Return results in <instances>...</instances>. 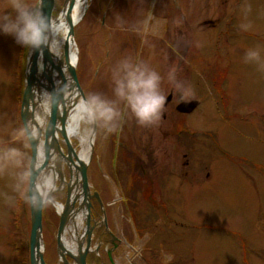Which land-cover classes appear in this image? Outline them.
Returning <instances> with one entry per match:
<instances>
[{"label": "rangeland", "instance_id": "374dc122", "mask_svg": "<svg viewBox=\"0 0 264 264\" xmlns=\"http://www.w3.org/2000/svg\"><path fill=\"white\" fill-rule=\"evenodd\" d=\"M56 3L54 18L64 0ZM5 15L15 18L10 0H0ZM149 17L147 36L133 31ZM208 18L218 20L208 24ZM75 43L86 98L116 100L113 69L125 59L152 66L161 92L167 85L175 92L167 121L161 115L157 124L141 126L118 103L115 130L97 125L88 177L103 205L90 199V223H99L89 264H264V0H88ZM160 43L169 51H159ZM26 49L0 32V147L19 148L30 162V144L12 140L24 127ZM250 50L259 51V63L246 61ZM177 83L190 90L187 98ZM190 98L200 101L194 112L175 109ZM85 129L92 132L93 124ZM12 172L0 174V264H25L26 252L30 264L31 206L13 192ZM57 192L53 198L64 202ZM6 195L14 199L6 202ZM59 219L55 204L45 205L46 264H65ZM83 227L84 218L77 231Z\"/></svg>", "mask_w": 264, "mask_h": 264}, {"label": "water", "instance_id": "95a60500", "mask_svg": "<svg viewBox=\"0 0 264 264\" xmlns=\"http://www.w3.org/2000/svg\"><path fill=\"white\" fill-rule=\"evenodd\" d=\"M75 1L64 0L62 7L61 12L66 14L69 29L61 57L56 58L49 47H43L39 50L30 48L22 99L21 120L24 127L31 125L38 132V138L30 143L32 152L30 163L35 164L37 160L39 161V164L36 165L37 171H44L47 174L51 169L56 174L55 178L60 179L59 189H61L66 183L61 161L64 159L70 167L71 180L68 183L64 207L60 211V222L57 231L58 252L65 264H73L69 257L74 259L75 264H89L87 257L92 251L91 235L94 228L90 223L92 206L90 199L96 198L101 205H103V202L97 191L91 192L88 162L80 160L77 156L75 147L67 135L66 128L69 114L76 102L72 100L73 96L81 97L83 100L86 99L78 79L76 65L70 60L71 45L76 44L75 25L77 23L72 18ZM39 5L44 15L53 19V14L57 9L56 0H40ZM44 98L46 99L45 103ZM198 105L199 100L192 99L180 102L177 109L182 113H190ZM40 109L49 112V123L45 129L35 117ZM96 127L97 124H93L92 136L96 131ZM58 132L62 134L67 145V153L63 151L57 138ZM55 153H57V157H55ZM40 157L42 158L41 161ZM50 159L53 161L52 165L49 164ZM54 192L50 193L48 199L55 204ZM30 206V264H46L43 252V211L45 205L37 207L30 204ZM81 210L84 212L87 228L82 236L84 238L78 239L77 252L74 253L65 246V230L71 219H75ZM105 225L107 226L106 221Z\"/></svg>", "mask_w": 264, "mask_h": 264}, {"label": "clouds", "instance_id": "9594fccd", "mask_svg": "<svg viewBox=\"0 0 264 264\" xmlns=\"http://www.w3.org/2000/svg\"><path fill=\"white\" fill-rule=\"evenodd\" d=\"M86 0H77L76 14ZM10 7L16 13L15 18L9 15L0 17V32L12 36L16 43L39 50L58 45L66 32L63 20H53L45 16L39 4L29 5L26 0H10ZM250 10V7H249ZM151 17L133 25V31L147 36L150 31ZM250 24L242 25L247 30ZM246 61L260 62L259 51L250 50ZM264 68V64H261ZM171 78V76H170ZM161 76L146 64L134 63L131 59L121 61L113 69L114 93L116 100H108L99 94H90L82 100L75 110L78 120L97 124L114 131L116 122L121 118L117 104L123 103L141 126L149 127L159 122L164 110L165 96L160 90ZM176 88L187 98L191 92L180 83ZM38 138L36 128L31 125L22 127L12 134L13 142H21L25 148ZM35 164L26 162L25 153L19 148L0 147V174L13 170L14 184L12 190L25 202L33 206L47 205L50 193L56 190L54 178L44 171H37ZM14 198L5 196L6 202ZM57 209L62 205L55 204Z\"/></svg>", "mask_w": 264, "mask_h": 264}, {"label": "bare ground", "instance_id": "6f19581e", "mask_svg": "<svg viewBox=\"0 0 264 264\" xmlns=\"http://www.w3.org/2000/svg\"><path fill=\"white\" fill-rule=\"evenodd\" d=\"M87 2H88V0H86V3L81 7L80 12H79V16H77V14H76L77 0L75 1V5H74L73 11H72V18H73V21H75L76 23L79 22V19L82 16V14L86 8ZM53 20H63L64 23L66 24V32H65L64 37L60 40L58 45H55L51 48V51L55 54V57L60 58L62 53H63V49H64V45H65V41H66V36L68 33V29H69V23L67 21L65 12H61ZM70 60L75 65L77 64L78 52H77L75 45H71ZM72 100H75L76 102L73 105V108L69 114L68 121L66 124L67 135H68L69 139L71 140V142L73 143L75 150H76V154L79 157V159L82 161L88 162L90 159V156H91V147H92V143H93V136H92L91 130L89 132H87L85 127L91 126L92 123H88L86 121L78 120L77 116L75 115V110L83 99L81 97L77 98V96H73ZM185 101H190V100H185ZM45 102H46V99L44 98V103ZM46 106H48V104H46ZM48 123H49V112H46V110L43 109V114L41 116L39 124H41V126L45 129L47 127ZM57 138L61 141H64V138L60 132H58ZM41 160H42V158L40 157V161ZM47 174H51L52 177L54 178V182H56V178H55L56 174L51 169L49 172H47ZM55 185H56V183H55ZM56 203H59L60 205H62L61 208L57 209L58 211H61L62 208L64 207V202L60 201V200H55V204ZM82 214H83V217H82V215H80V217L77 216L73 221H71L67 225L66 230H65V233H68V235L65 236V238H64L65 246L69 250H72L74 253L77 252V241H78V239L80 238V240H81L84 238V237L82 238V236L85 232V228L83 227L82 229L77 231L78 225L81 224V222L84 218V212ZM91 249H92V247H91ZM92 251H93V249H92Z\"/></svg>", "mask_w": 264, "mask_h": 264}, {"label": "flooded vegetation", "instance_id": "af4514ba", "mask_svg": "<svg viewBox=\"0 0 264 264\" xmlns=\"http://www.w3.org/2000/svg\"><path fill=\"white\" fill-rule=\"evenodd\" d=\"M180 3V2H179ZM165 20H166V18H165ZM215 20H218V19H212V18H208V19H206V20H203L204 22H207L208 24H216V21ZM211 28H214V27H212V26H210ZM160 33V32H159ZM161 43L158 45V47H159V51H164V52H168L169 51V44L168 45H164V44H162L161 46ZM183 46H180V48H182ZM184 47H185V45H184ZM186 48L188 49V46L186 45ZM185 48V49H186ZM184 49V50H185ZM183 50V51H184ZM150 68H153L152 66H150ZM163 92H168V95L165 97L166 99H165V105H164V110H163V112H162V117H163V119H164V121H167V118H168V116L170 115V108H171V106H170V108H168V106H169V104L171 103V101L174 99V95H175V92H174V89L171 87V86H166V87H164V90H162V93ZM169 98V99H168ZM192 99H196V98H190V99H183V100H181L180 102H182V101H185V100H192ZM179 102V103H180ZM178 103V104H179ZM177 104V105H178ZM200 104V103H199ZM177 105L175 106V109L177 110ZM198 107V106H197ZM178 111V110H177ZM195 111V110H194ZM194 111H192V112H194ZM42 112V111H41ZM191 112V113H192ZM186 114H189V113H186ZM167 132H168V134H170V129L169 128H167ZM181 132V131H180ZM182 134V133H181ZM120 142H124V140L122 141H120ZM63 146V145H62ZM112 146H113V141H112ZM127 147V146H126ZM67 153V152H66ZM63 172H64V174H65V184L61 187V189H60V191L58 190V192L57 193H63L65 196H67V189H68V183L70 182V180H71V172H70V167L68 166V163H66V161H63ZM57 185H61V182H60V179H57ZM99 222H97V221H94V227L96 228V225L98 224ZM103 223V225H105L104 224V222H102ZM106 229V228H105ZM106 231H107V229H106ZM94 234H95V232H93ZM92 233V234H93ZM91 236H93V235H91ZM95 236V235H94ZM111 237V236H110ZM103 239H104V237H101L100 236V239H99V243H103ZM89 255H90V253H89ZM89 255H88V259H89Z\"/></svg>", "mask_w": 264, "mask_h": 264}, {"label": "trees", "instance_id": "16d2710c", "mask_svg": "<svg viewBox=\"0 0 264 264\" xmlns=\"http://www.w3.org/2000/svg\"><path fill=\"white\" fill-rule=\"evenodd\" d=\"M137 173L139 174V176L142 175V171L140 169H139V171H137ZM133 195H136V194H134V192H133Z\"/></svg>", "mask_w": 264, "mask_h": 264}]
</instances>
